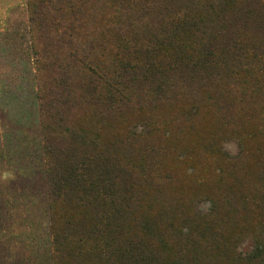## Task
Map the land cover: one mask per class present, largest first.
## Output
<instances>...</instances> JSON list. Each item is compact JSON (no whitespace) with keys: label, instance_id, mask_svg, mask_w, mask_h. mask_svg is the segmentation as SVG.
I'll return each mask as SVG.
<instances>
[{"label":"rangeland","instance_id":"obj_1","mask_svg":"<svg viewBox=\"0 0 264 264\" xmlns=\"http://www.w3.org/2000/svg\"><path fill=\"white\" fill-rule=\"evenodd\" d=\"M37 3L0 0V264L62 261L55 238L67 206L54 198L52 181H61L58 197L69 192L63 181L74 168L85 185L90 145H116L123 133L92 104L88 65L112 60L115 28L141 30L147 22L137 20L133 2L119 0L103 3L80 31H62L58 5ZM260 78L242 79L228 101L207 99L196 113L176 105L159 114L154 138L166 144L154 177L143 174L136 213L137 222L150 218L162 236L155 239L167 244L165 259L185 258L181 250L192 251L195 242L196 257L190 253L185 264H233L237 253L262 243ZM240 154L247 174L235 161Z\"/></svg>","mask_w":264,"mask_h":264},{"label":"trees","instance_id":"obj_2","mask_svg":"<svg viewBox=\"0 0 264 264\" xmlns=\"http://www.w3.org/2000/svg\"><path fill=\"white\" fill-rule=\"evenodd\" d=\"M52 1L65 20L59 26L68 32L83 29L103 3L119 2ZM34 2L45 4L28 0L29 7ZM131 2L137 20L146 18L143 28H115V41L109 46L112 60L88 65L92 104L105 123L122 127L123 133L116 136V145H90L85 185L74 168L63 181L69 192L58 197L61 181H52L54 198L62 197L67 206L55 238L64 255L58 264H185L190 253L196 257L194 242L192 251L181 250L185 258L165 259L167 244L155 239L162 236L150 218L137 222L145 196L143 174L154 177L166 144L154 138L159 114L176 105L193 114L207 99L221 104L230 99L236 83L251 75L261 77L256 79L258 92L264 90V0H121L119 5ZM240 158L241 154L235 161L247 174ZM261 169L259 179L264 180V165ZM233 264H264V239L247 254L237 253Z\"/></svg>","mask_w":264,"mask_h":264}]
</instances>
